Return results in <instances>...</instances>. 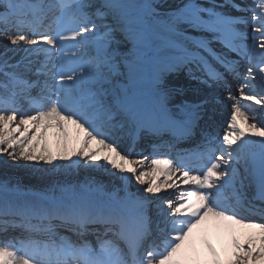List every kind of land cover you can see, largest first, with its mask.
I'll return each instance as SVG.
<instances>
[{"label": "snow or ice", "instance_id": "1", "mask_svg": "<svg viewBox=\"0 0 264 264\" xmlns=\"http://www.w3.org/2000/svg\"><path fill=\"white\" fill-rule=\"evenodd\" d=\"M0 164V264H264V0H0Z\"/></svg>", "mask_w": 264, "mask_h": 264}, {"label": "bare ground", "instance_id": "2", "mask_svg": "<svg viewBox=\"0 0 264 264\" xmlns=\"http://www.w3.org/2000/svg\"><path fill=\"white\" fill-rule=\"evenodd\" d=\"M247 2H251V0ZM228 107H230V105L225 107V112L228 110ZM221 119L218 122H220ZM55 132H56L55 128H49L46 137L47 141L52 146L53 150H55V140H56V137L54 136ZM69 132L73 138V146L79 147V140H82L83 138L82 135L79 137V139H77L74 128H70ZM6 177L12 179L13 182L19 180L23 184L29 186L40 185L39 177L30 170L26 168H17V167L5 168L2 164H0V179H4ZM81 178H83L82 174H81ZM104 182L106 184L110 183L109 178L104 177ZM131 190L135 191L136 188L133 187ZM224 223L225 222H221L220 226L217 227L215 221L209 220L206 221L204 224H202L200 228L194 230L192 239L196 242V247L199 253L198 258L201 261H206L208 262V264H210L212 259L210 254L207 253V250L200 243L199 238L202 235L206 236L207 239L210 240L212 244L216 247L217 252L220 253V259L223 262V264H229L231 260H234V256H233L234 250L230 245V240L232 236L239 238L242 243L251 239L257 246H259L260 233L258 229L251 227H243L239 225H233L231 229H228L224 227ZM245 247H247V244H245Z\"/></svg>", "mask_w": 264, "mask_h": 264}]
</instances>
